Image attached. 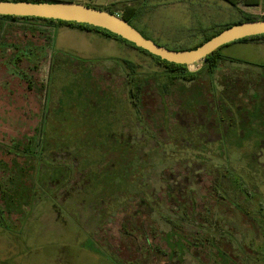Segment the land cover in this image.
I'll return each instance as SVG.
<instances>
[{
  "label": "rangeland",
  "instance_id": "obj_1",
  "mask_svg": "<svg viewBox=\"0 0 264 264\" xmlns=\"http://www.w3.org/2000/svg\"><path fill=\"white\" fill-rule=\"evenodd\" d=\"M63 2L141 4L136 27L173 49L238 17L226 0ZM37 30L0 22V264H264V45L228 44L244 64L201 61L189 82Z\"/></svg>",
  "mask_w": 264,
  "mask_h": 264
},
{
  "label": "water",
  "instance_id": "obj_2",
  "mask_svg": "<svg viewBox=\"0 0 264 264\" xmlns=\"http://www.w3.org/2000/svg\"><path fill=\"white\" fill-rule=\"evenodd\" d=\"M0 15L36 17L88 24L105 29L162 60L192 65L204 61L216 50L235 41L264 35V19L246 21L233 25L195 49L174 50L146 38L137 28L116 14L74 2H29L0 0Z\"/></svg>",
  "mask_w": 264,
  "mask_h": 264
},
{
  "label": "trees",
  "instance_id": "obj_3",
  "mask_svg": "<svg viewBox=\"0 0 264 264\" xmlns=\"http://www.w3.org/2000/svg\"><path fill=\"white\" fill-rule=\"evenodd\" d=\"M2 1H29V2H35V3H39V2H61L63 0H2ZM227 2H229L231 5H233L235 8L241 10L242 8H244L246 5H255V6H259L260 3L256 2L255 0L253 1L252 4H250L251 1L248 0H226ZM89 7H94L97 9H100L96 6H92V5H87ZM145 6H142L141 4H134V3H121L120 5L118 4V7H115V4L111 5V6H107L104 7V11H108L112 14H116L119 17H121L122 19L126 20L129 24H131L132 26H134L135 28L136 25L134 24V21L137 20L144 12H145ZM264 19V17L262 16H256V15H245L243 16V18L238 21V22H234V23H230L227 25H224L222 28L219 29H214V31L210 34H205L204 39L198 43L197 45L191 47L190 49H195L199 46H201L202 44H204L205 42L209 41L211 38H213L214 36H216L217 34H219L220 32H222L223 30L236 25V24H240L246 21H253V20H262ZM1 21H29V22H36L41 24L42 26H45L47 28H51L52 31L54 29H56V27L60 26V25H67V26H71V27H75V28H79V29H84V30H96L98 32H101L103 34H105L108 37L114 38L116 40L122 41L126 44H128L130 47H132L135 50L140 51L141 53H144L145 55H148L150 57H152L157 63L158 65L163 66V68L165 69V72L175 75H172L173 79H184L185 81H189L192 82L197 78V72H190L189 68L187 65H179V64H174L165 60H162L160 57L158 56H154L150 53H148L147 51L136 47L133 43L105 30L102 28H98V27H94L88 24H79V23H75V22H66V21H62V20H54V19H43V18H36V17H15V16H3L0 15V22ZM138 29V28H137ZM139 30V29H138ZM140 31V30H139ZM146 38L151 39L150 37L146 36L142 31H140ZM37 33L39 35L40 38H43L45 40V42H49L50 38L52 39L53 42V37H52V32L48 33L47 30H37ZM35 35V34H33ZM50 37V38H49ZM264 35H258V36H252V37H248V38H244L235 42H248V41H254V40H258V39H263ZM153 40V39H152ZM155 41V40H154ZM157 44H160L159 42L155 41ZM233 42V43H235ZM231 44V43H230ZM166 48H169L165 45H162ZM226 46V45H225ZM224 47V46H223ZM222 47V48H223ZM169 49H173V48H169ZM174 50H187L184 48L181 49H174ZM221 48L216 50L212 55L208 56L203 62L205 64V66L207 67L208 71L210 73L215 72L216 68L218 67L219 63L221 61H229L232 63H237V64H244L241 60L239 59H235V58H231V57H225L221 54ZM130 64V63H129ZM131 65V64H130ZM2 212V211H1ZM0 212V223L1 225H3L4 227L8 228L7 222L4 219V215Z\"/></svg>",
  "mask_w": 264,
  "mask_h": 264
},
{
  "label": "crops",
  "instance_id": "obj_4",
  "mask_svg": "<svg viewBox=\"0 0 264 264\" xmlns=\"http://www.w3.org/2000/svg\"><path fill=\"white\" fill-rule=\"evenodd\" d=\"M251 1L250 4L253 3L254 0H248ZM256 2H259L260 5L259 6H255V5H246L244 8H242L241 10L235 8L236 13H237V18L235 22L240 21L243 16L245 15H256V16H262L264 17V0H255ZM234 23V22H233ZM58 31H79L81 33L87 34V35H92L96 38H99L101 41L106 42L109 46H112L114 48L120 49V50H124L125 52H132L135 54V49H133L132 47H130L128 44L116 40L114 38L108 37L105 34L98 32L96 30H84V29H79V28H75V27H71V26H67V25H60L58 27H56V29H54L52 31V37H53V46L54 49L56 50V46H57V42H56V35ZM244 44H248V45H255V46H259L264 45V38L263 39H258V40H254V41H248V42H242ZM56 52V51H55ZM57 53V52H56ZM85 56H83L84 58L87 57L88 55L84 53ZM153 209V208H152Z\"/></svg>",
  "mask_w": 264,
  "mask_h": 264
}]
</instances>
